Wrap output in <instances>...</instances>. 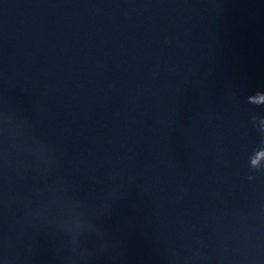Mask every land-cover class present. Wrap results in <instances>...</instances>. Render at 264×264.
I'll list each match as a JSON object with an SVG mask.
<instances>
[{"label":"water","instance_id":"water-1","mask_svg":"<svg viewBox=\"0 0 264 264\" xmlns=\"http://www.w3.org/2000/svg\"><path fill=\"white\" fill-rule=\"evenodd\" d=\"M107 0H0V96Z\"/></svg>","mask_w":264,"mask_h":264},{"label":"clouds","instance_id":"clouds-1","mask_svg":"<svg viewBox=\"0 0 264 264\" xmlns=\"http://www.w3.org/2000/svg\"><path fill=\"white\" fill-rule=\"evenodd\" d=\"M257 94H260V93H257ZM260 150H264V147H261V148L255 150V151H260ZM249 179H250V180H251V179H254V177H253V176H249Z\"/></svg>","mask_w":264,"mask_h":264}]
</instances>
